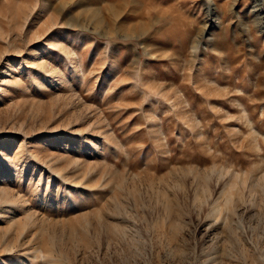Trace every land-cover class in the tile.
I'll return each mask as SVG.
<instances>
[{
    "label": "rangeland",
    "instance_id": "374dc122",
    "mask_svg": "<svg viewBox=\"0 0 264 264\" xmlns=\"http://www.w3.org/2000/svg\"><path fill=\"white\" fill-rule=\"evenodd\" d=\"M0 264H264V0H0Z\"/></svg>",
    "mask_w": 264,
    "mask_h": 264
}]
</instances>
